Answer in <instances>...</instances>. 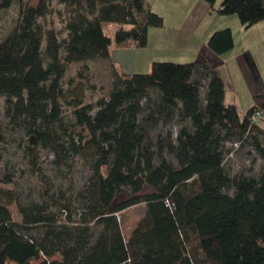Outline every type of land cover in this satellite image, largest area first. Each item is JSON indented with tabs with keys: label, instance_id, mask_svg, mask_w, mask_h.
Here are the masks:
<instances>
[{
	"label": "trees",
	"instance_id": "1",
	"mask_svg": "<svg viewBox=\"0 0 264 264\" xmlns=\"http://www.w3.org/2000/svg\"><path fill=\"white\" fill-rule=\"evenodd\" d=\"M203 1L218 15H236L244 28L264 20V0H222L217 7ZM53 2L62 7L61 30L44 23ZM12 4L17 18L0 40L9 131L21 134L25 164L42 182L43 150L60 173L75 157L88 173L80 186L48 181L25 200L5 187L14 173L0 178V264H264V164L255 168L264 163V124L252 120L264 112V91L241 116L205 61L119 71L111 44L143 48L148 29L163 26L147 0H0V10ZM107 23L117 26L112 37L104 33ZM233 44L229 27L206 42L216 55ZM96 60L109 65L110 85L90 103L88 62ZM72 63L81 64L76 79L65 80ZM233 153L249 167L233 171ZM101 178L126 198L106 209ZM138 203L144 215L125 238L117 213ZM12 204L20 220L12 218Z\"/></svg>",
	"mask_w": 264,
	"mask_h": 264
},
{
	"label": "rangeland",
	"instance_id": "2",
	"mask_svg": "<svg viewBox=\"0 0 264 264\" xmlns=\"http://www.w3.org/2000/svg\"><path fill=\"white\" fill-rule=\"evenodd\" d=\"M185 1V0H184ZM222 0H216L215 6H218ZM37 0H29V3L35 5ZM61 6H58L53 2L50 14L44 20L45 25L53 27L56 30H61L63 27L62 17L59 16L58 11L61 10ZM18 6L12 4L8 9L0 10V40L8 33L13 27L17 18ZM225 17L223 20H230L231 16L237 19V16L232 15H221ZM231 25V24H230ZM255 25V24H254ZM114 23L104 24L103 29L106 35L112 34L114 30ZM229 27V26H228ZM230 28L234 34V46L226 53V56H230L232 60L224 64V70L222 71V77L224 81L229 82L237 92L238 97H243L247 94L248 86L247 82L243 77V71L238 65V57L236 54L244 49L251 55L255 69L264 83V36L258 34L256 26H251L248 29L241 28L237 30V26H231ZM162 61L181 62L177 58H173V54H169L163 58ZM194 61V59L192 60ZM187 62V61H186ZM189 62V61H188ZM89 80L90 83L95 86L94 90H88L85 95V101L94 103L98 98L106 96L110 85V67L108 64L96 60L89 61ZM80 63H72L69 65L65 75V80L69 77L76 79V74L80 69ZM230 90L227 92V100L230 101ZM251 97V96H250ZM3 98H0V134L4 136V140L0 141V178L5 174L14 173L13 183L6 185L5 187L15 190L19 193L23 200L30 198H36L39 191L47 187L48 181L56 187H68L72 184L80 186L87 176L88 168L82 160L75 157L71 161V167L65 173H60L54 167L52 163V154L46 150L40 151L39 163L42 170L43 182L31 174L28 170L22 151V143H20V133H14L9 131L7 120L4 117ZM249 106L236 107L240 111L242 116ZM176 130L177 127L173 126L172 130ZM28 137H26L27 140ZM264 163L257 162L255 168L260 169V165ZM227 165L231 167L233 171L239 168L249 167V159L245 160L243 154L233 153L229 155L227 159ZM64 176V178L62 177ZM99 189L101 198L106 209L110 208L114 204L121 200H124L127 196V192L114 196L109 183L101 178L99 181ZM52 191V189H51ZM150 188L144 187L143 193L149 192ZM11 216L15 220H20V215L17 211L15 204L9 207ZM145 204L138 203L133 206L127 207L117 213V217L121 226L122 234L126 238L130 231L134 228L137 221L144 215ZM6 264H15L13 262H7Z\"/></svg>",
	"mask_w": 264,
	"mask_h": 264
},
{
	"label": "crops",
	"instance_id": "3",
	"mask_svg": "<svg viewBox=\"0 0 264 264\" xmlns=\"http://www.w3.org/2000/svg\"><path fill=\"white\" fill-rule=\"evenodd\" d=\"M147 2L151 9L162 17L163 26L148 29L147 43L143 48L118 47L111 44L109 53L114 66L126 74L145 73L150 70L153 62L162 61L169 54H173V58H177L181 62H188L193 59L205 61L215 67L224 83V101L232 103L236 107L240 104L245 107L249 106V109L253 104V95L264 91V83L255 69L254 61L249 52L241 49L236 54L238 65L243 71V77L248 86L247 94L240 98L234 87L229 82L224 81L222 77L224 64L232 60L230 56H226L228 51L216 55L206 45L210 34L218 29L228 26L230 28L237 26V30L243 28L239 20L233 16L230 20H223L221 17L225 16L218 15L203 0H147ZM214 7L217 6L214 5ZM252 26H256L258 34L264 36V20ZM116 27L115 25L114 30ZM113 32L108 36L112 37ZM232 35L234 41V34L232 33ZM229 90L230 101L227 100ZM238 112L240 114L239 110Z\"/></svg>",
	"mask_w": 264,
	"mask_h": 264
},
{
	"label": "built area",
	"instance_id": "4",
	"mask_svg": "<svg viewBox=\"0 0 264 264\" xmlns=\"http://www.w3.org/2000/svg\"><path fill=\"white\" fill-rule=\"evenodd\" d=\"M263 119V120H262ZM252 120L264 124V112L258 110L252 115Z\"/></svg>",
	"mask_w": 264,
	"mask_h": 264
}]
</instances>
